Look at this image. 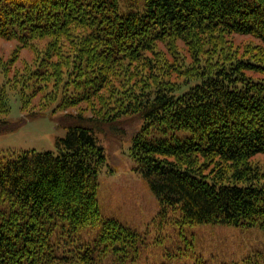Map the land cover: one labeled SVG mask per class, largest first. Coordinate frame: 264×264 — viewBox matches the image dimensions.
I'll return each mask as SVG.
<instances>
[{"label":"trees","instance_id":"16d2710c","mask_svg":"<svg viewBox=\"0 0 264 264\" xmlns=\"http://www.w3.org/2000/svg\"><path fill=\"white\" fill-rule=\"evenodd\" d=\"M0 38L18 44L0 55V134L12 97L78 107L56 153L0 154V264H143L145 237L98 199L97 130L127 115L161 216L264 233V0H0ZM230 264H264V247Z\"/></svg>","mask_w":264,"mask_h":264},{"label":"rangeland","instance_id":"374dc122","mask_svg":"<svg viewBox=\"0 0 264 264\" xmlns=\"http://www.w3.org/2000/svg\"><path fill=\"white\" fill-rule=\"evenodd\" d=\"M232 37L237 42L250 39L258 42L241 34ZM17 45L16 41L0 38V55L8 57ZM176 46L186 56L187 47L180 41ZM34 57L32 49H23L16 64L22 67L32 63ZM39 101L32 100L22 111L20 100L12 97V108L6 117L16 127L0 134V154L30 149L58 151V139L65 137L69 128L65 123L66 114L77 113L78 107L56 110L54 104L47 107ZM141 124L139 117L127 115L103 125L97 130V135L107 153V165L99 176L101 212L145 237L140 254L143 264H171L184 260L190 264L199 254L212 260V264H230L240 262L247 255L262 249L264 233L258 227L243 229L213 224L188 225L179 221V213L173 212L165 217L159 214V202L131 156L132 137ZM188 239L193 242L194 250L181 258L173 256L175 252L185 251V245L190 243Z\"/></svg>","mask_w":264,"mask_h":264},{"label":"bare ground","instance_id":"6f19581e","mask_svg":"<svg viewBox=\"0 0 264 264\" xmlns=\"http://www.w3.org/2000/svg\"><path fill=\"white\" fill-rule=\"evenodd\" d=\"M223 226H225V225H223ZM229 227H231V226H229ZM255 227V226H254ZM247 229V228H246Z\"/></svg>","mask_w":264,"mask_h":264}]
</instances>
